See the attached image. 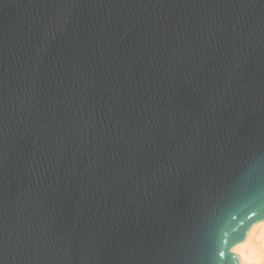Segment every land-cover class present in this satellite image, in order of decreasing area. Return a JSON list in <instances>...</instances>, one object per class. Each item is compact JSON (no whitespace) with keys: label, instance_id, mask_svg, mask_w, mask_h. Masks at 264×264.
<instances>
[{"label":"water","instance_id":"water-1","mask_svg":"<svg viewBox=\"0 0 264 264\" xmlns=\"http://www.w3.org/2000/svg\"><path fill=\"white\" fill-rule=\"evenodd\" d=\"M261 216L264 0H0V264H240Z\"/></svg>","mask_w":264,"mask_h":264},{"label":"bare ground","instance_id":"bare-ground-1","mask_svg":"<svg viewBox=\"0 0 264 264\" xmlns=\"http://www.w3.org/2000/svg\"><path fill=\"white\" fill-rule=\"evenodd\" d=\"M239 257L249 264H264V225L256 224L248 229L239 244Z\"/></svg>","mask_w":264,"mask_h":264},{"label":"clouds","instance_id":"clouds-1","mask_svg":"<svg viewBox=\"0 0 264 264\" xmlns=\"http://www.w3.org/2000/svg\"><path fill=\"white\" fill-rule=\"evenodd\" d=\"M258 215H259V212H258ZM256 224L264 225V216H261L260 218L255 219L254 223H252L249 226V229L252 228ZM239 244H240V242L236 243L235 245H233V247L231 249H229V251L233 255H236L237 257H239ZM239 261H240V264H249V262L243 260V258H240V257H239Z\"/></svg>","mask_w":264,"mask_h":264}]
</instances>
